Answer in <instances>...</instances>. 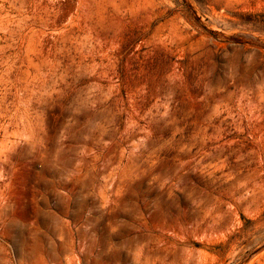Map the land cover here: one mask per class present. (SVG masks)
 Returning a JSON list of instances; mask_svg holds the SVG:
<instances>
[{
    "label": "rangeland",
    "instance_id": "rangeland-1",
    "mask_svg": "<svg viewBox=\"0 0 264 264\" xmlns=\"http://www.w3.org/2000/svg\"><path fill=\"white\" fill-rule=\"evenodd\" d=\"M0 264H264V0H0Z\"/></svg>",
    "mask_w": 264,
    "mask_h": 264
}]
</instances>
